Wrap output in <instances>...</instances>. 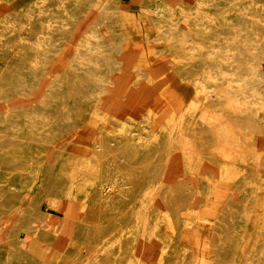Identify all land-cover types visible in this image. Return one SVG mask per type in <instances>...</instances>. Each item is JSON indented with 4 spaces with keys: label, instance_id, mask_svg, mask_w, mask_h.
Segmentation results:
<instances>
[{
    "label": "bare ground",
    "instance_id": "obj_1",
    "mask_svg": "<svg viewBox=\"0 0 264 264\" xmlns=\"http://www.w3.org/2000/svg\"><path fill=\"white\" fill-rule=\"evenodd\" d=\"M137 1L36 0L0 27V98L29 90L45 57H71L44 100L0 112V262L46 264L54 245L49 264H264V7L223 0L220 25L235 30L221 36L214 0ZM133 28L144 46H132ZM221 69L252 86H228ZM80 100L98 125L91 148L65 138ZM248 196L253 228L234 230ZM67 197L81 218L67 216Z\"/></svg>",
    "mask_w": 264,
    "mask_h": 264
},
{
    "label": "rangeland",
    "instance_id": "obj_2",
    "mask_svg": "<svg viewBox=\"0 0 264 264\" xmlns=\"http://www.w3.org/2000/svg\"><path fill=\"white\" fill-rule=\"evenodd\" d=\"M36 0H0V27L3 25L5 21H11L14 24L20 23V20L23 16L24 13L27 12V10L34 4ZM164 1L166 0H158L157 4L160 5V7L164 6ZM181 1L185 4H190L192 0H176ZM216 3L215 5L217 6V10L215 11L216 13V20L213 21V24L211 27L215 30H217V33L222 32V35H230L233 33L235 28L232 27H222L220 25L222 15L225 13V8L228 6V4L223 1V0H214ZM245 3V2H244ZM257 6L259 7H264V0H259L256 2ZM121 8L122 9H127V10H136L138 7V1L137 0H121ZM259 12H263L262 10ZM123 12H121L122 14ZM94 14V9H89L86 13L83 15L77 17L75 19V22L73 26L69 29V34H68V39L64 43V48L68 49L66 52L72 53L73 48L75 47L76 40L82 36L84 30L88 29L89 22L91 21V15ZM177 19H175V23L178 24V26L182 27L185 25L186 20L182 17L176 16ZM65 20V18H64ZM22 32L26 31V28L23 26L21 28ZM123 30H116L114 32H109V36L112 37L114 40L120 39L123 37L121 33H123ZM127 36L130 38V41L132 43V46L134 47H141L145 45V35L140 33L136 28H133V30H128L127 31ZM194 37V36H193ZM4 38L3 35L0 33V43L1 40ZM201 37L198 35H195L194 41L198 42L200 41ZM64 51V50H63ZM50 54V53H49ZM65 54L64 52H59L55 54H51L49 57H45L46 61L45 63L40 66V73L36 75L37 80H34L31 83V88L26 91H21L18 93V95H9L6 97H1L0 98V112L1 111H6L12 108H20L25 105H31L38 103L40 100H44L45 97H47L48 93L46 91L48 86L53 85L54 83L52 80L54 78H58V73H60V70H63L65 67H59V63L61 65L67 63L71 60V57H65L63 56ZM101 60V59H100ZM102 61V60H101ZM2 64V61L0 60V65ZM82 70V71H81ZM97 68H91V67H86V66H80L76 67V71L80 74L81 72L83 73V77H89V78H96L99 77V74L95 71ZM222 70V69H221ZM58 72V73H57ZM224 73V74H222ZM221 76H225L228 78V83L227 85L230 87H251L252 83L246 82L241 76L237 74H232L228 73L226 70L221 71ZM197 84V85H196ZM85 85H93L91 84H85ZM176 85L178 87H181L183 84L180 82H176ZM204 85L202 82H196L194 83L193 87L195 86H202ZM200 88V87H197ZM261 90H264V82L261 83ZM89 105L83 101L80 100L79 102V107H78V112L77 116L74 119L75 127L72 128L71 132L67 133V137H69V140L71 143L75 146H79L81 148L84 147H93L95 140H93L94 136L97 133L98 130V125L96 122L89 121L91 118L89 114ZM101 108H104L105 105L104 103L100 104ZM247 185L244 184V187ZM240 191L237 193L234 192V197L239 196ZM250 193L252 194H257V191H253ZM251 198V197H250ZM249 196L240 203V212L238 213L237 217L234 219V230H239L243 232L244 230H249L251 229L252 223L250 222L249 219H247V214L245 213L247 209V202L249 201ZM63 201L60 202V204H64L66 207V214L67 216H70L72 219H79L82 216V212L80 210V204L81 201L78 198L75 197H67L63 198ZM40 208L46 211H53L55 213L63 214L62 210L56 206H53L51 203H48L47 201H42L40 203ZM95 210V208H93ZM95 211H93L94 213ZM63 236H61L62 238ZM60 238V239H61ZM138 246L142 247L144 246V240L140 238L138 240ZM56 251V248L54 245L50 246L46 255H45V263L49 264L51 262V254H53ZM60 252L57 254L59 255ZM0 264H4L0 262Z\"/></svg>",
    "mask_w": 264,
    "mask_h": 264
}]
</instances>
